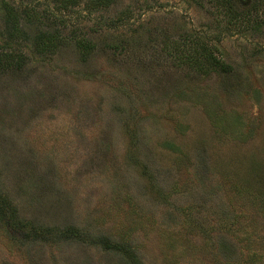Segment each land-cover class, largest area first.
I'll return each instance as SVG.
<instances>
[{"label":"rangeland","instance_id":"rangeland-1","mask_svg":"<svg viewBox=\"0 0 264 264\" xmlns=\"http://www.w3.org/2000/svg\"><path fill=\"white\" fill-rule=\"evenodd\" d=\"M91 1L0 0V264H264V0Z\"/></svg>","mask_w":264,"mask_h":264},{"label":"trees","instance_id":"trees-1","mask_svg":"<svg viewBox=\"0 0 264 264\" xmlns=\"http://www.w3.org/2000/svg\"><path fill=\"white\" fill-rule=\"evenodd\" d=\"M54 3L58 4L62 8H68L69 6L73 7L75 5H78L83 0H52ZM91 0H89L90 2ZM116 0H92L91 4L93 7L97 8H108L112 4L115 3ZM213 3L215 4L216 8L221 9V11L228 16H231V21H240L239 19L242 18L243 13L240 12V10L237 8L236 1L234 0H213ZM238 9V12H237ZM4 10H5V28L3 31V45L0 49V72L6 71L8 69H21L23 67V59L24 54L20 51V49H16L13 47V45L17 42V40L23 36L27 35L23 32V29H21V21L26 20L27 23H34L35 20H38L37 13L32 8L24 9L18 11V6L11 5L9 3L4 4ZM20 12H22L25 16V18H21ZM237 12V13H236ZM247 16L248 13H244V16ZM28 36V35H27ZM26 39V36H24ZM28 39V38H27ZM63 40L59 33L48 31V30H42L39 29L35 33V35L32 38V45L34 49L37 51V53H45L47 51H53L55 48H57L59 45L63 44ZM76 45L79 50H82V52L87 55L88 52H90V46H88V41L86 40H79L76 39ZM192 41V40H191ZM209 50V49H208ZM202 52L197 57L196 61L194 62L196 65H201L202 60H208L213 58V54L211 52H208L203 48L201 50ZM189 56V55H187ZM186 56V57H187ZM190 57V56H189ZM185 58L188 63L191 62L190 58ZM81 230L75 228V227H68L67 230L61 231L60 234L64 238H77L81 235ZM46 237V236H45ZM83 237V234L82 236ZM105 248H111L108 242H104ZM116 250L121 249V247L115 248ZM123 249V247H122Z\"/></svg>","mask_w":264,"mask_h":264}]
</instances>
